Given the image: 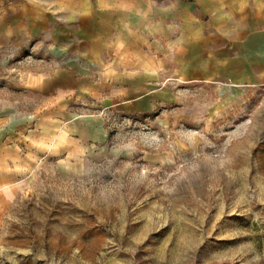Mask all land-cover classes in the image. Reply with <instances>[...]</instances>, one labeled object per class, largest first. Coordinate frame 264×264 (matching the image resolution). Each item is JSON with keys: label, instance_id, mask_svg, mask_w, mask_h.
<instances>
[{"label": "rangeland", "instance_id": "1", "mask_svg": "<svg viewBox=\"0 0 264 264\" xmlns=\"http://www.w3.org/2000/svg\"><path fill=\"white\" fill-rule=\"evenodd\" d=\"M3 56L14 122L45 102L25 74L62 64ZM175 83L149 111L73 107L106 139L0 184V264H264V88Z\"/></svg>", "mask_w": 264, "mask_h": 264}, {"label": "crops", "instance_id": "2", "mask_svg": "<svg viewBox=\"0 0 264 264\" xmlns=\"http://www.w3.org/2000/svg\"><path fill=\"white\" fill-rule=\"evenodd\" d=\"M0 48L62 64L21 80L44 106L0 119V184L12 185L53 165L72 173L85 157L69 152L106 139L69 118L74 106L149 111L176 81L264 88V0H0Z\"/></svg>", "mask_w": 264, "mask_h": 264}]
</instances>
